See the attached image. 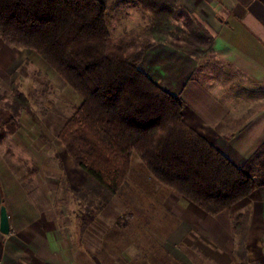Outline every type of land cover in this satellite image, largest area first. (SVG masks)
Returning a JSON list of instances; mask_svg holds the SVG:
<instances>
[{
	"label": "trees",
	"instance_id": "trees-1",
	"mask_svg": "<svg viewBox=\"0 0 264 264\" xmlns=\"http://www.w3.org/2000/svg\"><path fill=\"white\" fill-rule=\"evenodd\" d=\"M137 1L151 13L148 23L140 34L115 38L104 0H0V38L33 50L80 98L57 138L103 204L128 179L136 155L151 177L204 212L230 209L264 186V141L237 166L185 121L180 97L139 63L156 43L210 58L213 38L174 0ZM4 105L0 127L12 130L28 98L13 85ZM243 217H234L236 232Z\"/></svg>",
	"mask_w": 264,
	"mask_h": 264
},
{
	"label": "rangeland",
	"instance_id": "rangeland-1",
	"mask_svg": "<svg viewBox=\"0 0 264 264\" xmlns=\"http://www.w3.org/2000/svg\"><path fill=\"white\" fill-rule=\"evenodd\" d=\"M104 1L108 27L115 38L140 34L152 16L137 0ZM201 60L212 66L209 58ZM206 70L210 77L213 71ZM13 85L27 96L29 109L15 115L12 130L0 127V204L1 196L23 191L38 203L39 218L59 227L77 256L79 252L90 253L93 264H192L193 255L184 247L186 228L191 223L196 225L195 216L188 210L190 203L151 177L133 155L128 179L103 204L95 185L89 187L86 172L57 138L78 106L76 93L33 50L7 46L0 38V107H6ZM251 205L244 201L237 206L244 214L242 224L248 221ZM184 220L191 223L184 224ZM175 226L182 231L173 230L171 241L176 243L172 245L167 235ZM242 231H235L232 239L239 264H264L260 253L249 260L245 240L241 243L246 231ZM195 239L186 238V244L192 252L201 253L194 246ZM242 246L246 253L243 258L239 254ZM75 264L89 263L78 259Z\"/></svg>",
	"mask_w": 264,
	"mask_h": 264
},
{
	"label": "crops",
	"instance_id": "crops-1",
	"mask_svg": "<svg viewBox=\"0 0 264 264\" xmlns=\"http://www.w3.org/2000/svg\"><path fill=\"white\" fill-rule=\"evenodd\" d=\"M174 2L212 36V66L167 44L156 43L145 52L139 68L164 91L179 96L185 121L240 166L264 141V0ZM206 68L213 71L210 77ZM239 102L241 106L237 107ZM1 197L10 232H0V264H75L78 259L94 263L88 252L77 256L74 245L62 236L59 227L39 218L38 203L23 191ZM244 201L252 203L242 228L246 231L248 258H254V253L264 258V186H260L250 197L214 215L189 202L188 210L195 216L196 225L184 220V224L191 223L184 230V247H189L186 251L193 255L192 264H239L232 239L236 233L234 217L243 214L237 206ZM178 227L168 229L170 241L174 229L175 233L182 231ZM186 238L195 239L194 246L201 253L192 252Z\"/></svg>",
	"mask_w": 264,
	"mask_h": 264
},
{
	"label": "water",
	"instance_id": "water-1",
	"mask_svg": "<svg viewBox=\"0 0 264 264\" xmlns=\"http://www.w3.org/2000/svg\"><path fill=\"white\" fill-rule=\"evenodd\" d=\"M0 232L3 234H8L10 232L8 213L5 204L0 205Z\"/></svg>",
	"mask_w": 264,
	"mask_h": 264
}]
</instances>
